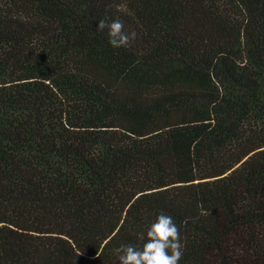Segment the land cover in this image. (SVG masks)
Segmentation results:
<instances>
[{
    "label": "trees",
    "instance_id": "1",
    "mask_svg": "<svg viewBox=\"0 0 264 264\" xmlns=\"http://www.w3.org/2000/svg\"><path fill=\"white\" fill-rule=\"evenodd\" d=\"M161 212L179 264H264V0H0V264H119Z\"/></svg>",
    "mask_w": 264,
    "mask_h": 264
},
{
    "label": "clouds",
    "instance_id": "2",
    "mask_svg": "<svg viewBox=\"0 0 264 264\" xmlns=\"http://www.w3.org/2000/svg\"><path fill=\"white\" fill-rule=\"evenodd\" d=\"M98 30L107 29L108 43L113 48H127L135 41L137 34L124 31V22L107 18L99 20ZM144 241L142 247L133 244L121 245L114 250L119 264H179L184 252L180 229L171 215H157L146 233H138Z\"/></svg>",
    "mask_w": 264,
    "mask_h": 264
}]
</instances>
